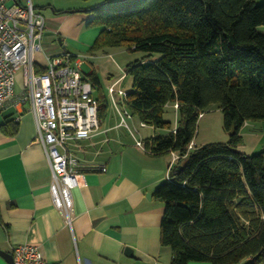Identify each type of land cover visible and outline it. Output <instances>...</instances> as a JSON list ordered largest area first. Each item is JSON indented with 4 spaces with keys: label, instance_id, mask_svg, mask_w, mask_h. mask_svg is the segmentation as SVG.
Returning a JSON list of instances; mask_svg holds the SVG:
<instances>
[{
    "label": "trees",
    "instance_id": "trees-1",
    "mask_svg": "<svg viewBox=\"0 0 264 264\" xmlns=\"http://www.w3.org/2000/svg\"><path fill=\"white\" fill-rule=\"evenodd\" d=\"M256 1L115 0L88 10L86 26L101 28L90 53L145 54L123 71L132 79V116L169 131L150 139L153 155H185L198 117L212 106L223 115L228 141L190 150L152 194L164 205L160 245L170 248L171 264H264V148L239 150L243 124L264 121V0ZM86 79L97 87L103 120L98 78L91 71ZM165 105L177 113L174 132Z\"/></svg>",
    "mask_w": 264,
    "mask_h": 264
},
{
    "label": "crops",
    "instance_id": "crops-1",
    "mask_svg": "<svg viewBox=\"0 0 264 264\" xmlns=\"http://www.w3.org/2000/svg\"><path fill=\"white\" fill-rule=\"evenodd\" d=\"M108 1L115 0H30L44 18L41 51L34 54L37 70L44 69L47 56L65 52L75 60V51H88L98 36V30L86 26L88 10ZM258 30L264 32V25ZM107 95L103 97L108 108L97 131L70 147L82 175V184L71 190V226L53 206L51 171L34 141L32 114L11 102L0 109V264H8L12 248L22 244L36 245L44 264H171L170 248L160 245L164 205L152 195L169 180L170 153L151 155L134 146ZM130 121L137 129L135 139L144 142L169 133L140 126L135 117ZM139 128L146 132L140 134ZM240 129L239 149L249 146L247 136L252 139L251 153L264 148V121L245 122ZM125 248L131 254H125Z\"/></svg>",
    "mask_w": 264,
    "mask_h": 264
},
{
    "label": "built area",
    "instance_id": "built-area-1",
    "mask_svg": "<svg viewBox=\"0 0 264 264\" xmlns=\"http://www.w3.org/2000/svg\"><path fill=\"white\" fill-rule=\"evenodd\" d=\"M8 1L0 0V109L11 102L32 114L34 141L41 146L51 171L49 192L53 206L71 226V190L82 184V175L70 147L89 139L99 128V103L91 82L80 72L79 62L72 55L64 52L47 56L44 69L37 70L34 54L41 51L44 18L35 12L30 0H24V5L18 0H12V4ZM18 73L21 85L17 90L14 87ZM118 84L116 81L108 87L107 96L120 117V126L133 137L134 146L153 155L151 140L135 139L137 129L130 121L133 116L127 108L126 93L117 88ZM140 126L145 124L140 122ZM194 148L190 143L185 155ZM185 155L170 152L171 165ZM37 249L33 244L14 246L12 264H44Z\"/></svg>",
    "mask_w": 264,
    "mask_h": 264
},
{
    "label": "rangeland",
    "instance_id": "rangeland-1",
    "mask_svg": "<svg viewBox=\"0 0 264 264\" xmlns=\"http://www.w3.org/2000/svg\"><path fill=\"white\" fill-rule=\"evenodd\" d=\"M24 2V0H19ZM257 3L259 2L256 1ZM88 30L91 32L97 31L100 32L101 28L97 26L88 27ZM98 35V34H97ZM93 41V40H92ZM93 43V42H92ZM90 49V46H88ZM88 51H75L77 55V60L80 61L79 69L82 74H88V71L95 72L99 84L101 93L104 95L107 94L108 85L111 82H119L118 87L122 89L126 94L131 90L132 79L129 75H126L123 70L126 69V66L132 64L145 56L142 52H131L123 48H104L98 51H95L91 54ZM159 55H151V60H155ZM75 59V60H76ZM120 78H123L120 80ZM120 80V81H119ZM94 95H97V87L94 89ZM222 113L217 107L212 106L208 110L204 111L203 114L198 117L197 122V131L192 143L199 147L209 143H225L228 141V134L224 131L223 128V117ZM163 118L166 121H169L172 126L176 124L177 113L171 105H168L163 110ZM138 120V119H137ZM136 126L138 123L135 121ZM146 132L144 129L139 128V133ZM251 137L247 136L246 140L249 144L246 149H239L240 151H246V155H253L251 153L252 141ZM251 143V144H250ZM196 264V263H192ZM203 264V263H197Z\"/></svg>",
    "mask_w": 264,
    "mask_h": 264
},
{
    "label": "water",
    "instance_id": "water-1",
    "mask_svg": "<svg viewBox=\"0 0 264 264\" xmlns=\"http://www.w3.org/2000/svg\"><path fill=\"white\" fill-rule=\"evenodd\" d=\"M1 253V252H0ZM125 254H131V250L129 248H125ZM12 256L9 258V263L8 264H12Z\"/></svg>",
    "mask_w": 264,
    "mask_h": 264
}]
</instances>
